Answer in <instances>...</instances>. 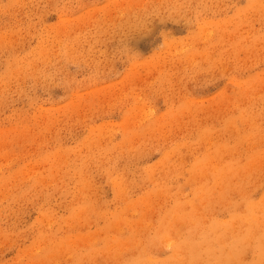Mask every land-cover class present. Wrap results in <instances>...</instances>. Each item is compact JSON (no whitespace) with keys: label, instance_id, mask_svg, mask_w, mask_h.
I'll list each match as a JSON object with an SVG mask.
<instances>
[{"label":"rangeland","instance_id":"1","mask_svg":"<svg viewBox=\"0 0 264 264\" xmlns=\"http://www.w3.org/2000/svg\"><path fill=\"white\" fill-rule=\"evenodd\" d=\"M0 264H264V0H0Z\"/></svg>","mask_w":264,"mask_h":264}]
</instances>
